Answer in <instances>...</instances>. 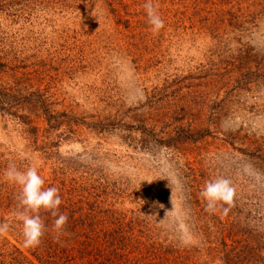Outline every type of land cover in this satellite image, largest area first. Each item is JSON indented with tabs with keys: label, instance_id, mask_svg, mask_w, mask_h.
<instances>
[{
	"label": "rangeland",
	"instance_id": "1",
	"mask_svg": "<svg viewBox=\"0 0 264 264\" xmlns=\"http://www.w3.org/2000/svg\"><path fill=\"white\" fill-rule=\"evenodd\" d=\"M145 2L0 0V175L36 167L92 241L24 247L0 180V264H264V0H152L158 33Z\"/></svg>",
	"mask_w": 264,
	"mask_h": 264
},
{
	"label": "clouds",
	"instance_id": "2",
	"mask_svg": "<svg viewBox=\"0 0 264 264\" xmlns=\"http://www.w3.org/2000/svg\"><path fill=\"white\" fill-rule=\"evenodd\" d=\"M142 7L145 10L150 30L158 33L164 28V20L158 12V5H154L152 0H146ZM0 180L19 189L15 195L14 216L22 223L23 246L34 248L41 243V238L46 231L45 222L40 215L41 211L50 212L54 217L52 231L55 233L54 238L59 241L68 222L67 214L59 211V206L62 204L59 188L55 186L45 188V180L36 167L28 166L21 170L14 162H9L0 175ZM199 195L205 203L206 211L213 213L218 209H223L224 214L227 215L234 202L235 188L230 179L217 177L207 181ZM9 229V223L0 222V235L7 233Z\"/></svg>",
	"mask_w": 264,
	"mask_h": 264
},
{
	"label": "trees",
	"instance_id": "3",
	"mask_svg": "<svg viewBox=\"0 0 264 264\" xmlns=\"http://www.w3.org/2000/svg\"><path fill=\"white\" fill-rule=\"evenodd\" d=\"M44 222H45V226H46L45 236H46V238L51 237L52 235L50 234V231L48 229H51L53 219L52 218L44 219ZM50 223H51V225H50ZM64 235H70L69 237H71V238H79L81 236H84L85 234L84 233L76 234L75 231L73 230V228L70 227V229H68V230L65 229L64 234L61 235L60 237H65ZM76 241H77V239L74 240V243H76ZM91 242L92 241H91L90 237H86V235H85L84 240H82V242H80V244H79L82 248H79L78 252H80V251H82L83 253L85 252L87 254L86 256L88 257L90 254H89V252H86V249L89 248ZM87 259H89V258H87ZM59 260L62 261L61 264H67V262L74 260V258L73 257H67L64 259L60 258ZM60 261H59V263H60ZM119 261H120V259H119ZM110 262L115 263V260L107 258V257H104L100 260V259H98V257H96V258L89 259L88 263L89 264H109Z\"/></svg>",
	"mask_w": 264,
	"mask_h": 264
}]
</instances>
